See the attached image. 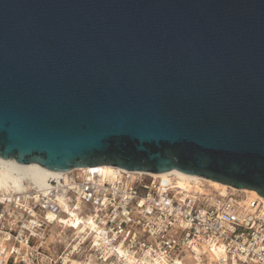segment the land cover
<instances>
[{"label": "water", "instance_id": "obj_1", "mask_svg": "<svg viewBox=\"0 0 264 264\" xmlns=\"http://www.w3.org/2000/svg\"><path fill=\"white\" fill-rule=\"evenodd\" d=\"M0 159L264 199V0H0Z\"/></svg>", "mask_w": 264, "mask_h": 264}, {"label": "built area", "instance_id": "obj_2", "mask_svg": "<svg viewBox=\"0 0 264 264\" xmlns=\"http://www.w3.org/2000/svg\"><path fill=\"white\" fill-rule=\"evenodd\" d=\"M171 178V177H170ZM77 236L60 244L72 223ZM56 231L58 233H56ZM53 257L55 259H53ZM264 264V204L165 178L73 169L38 189L0 192V264Z\"/></svg>", "mask_w": 264, "mask_h": 264}, {"label": "bare ground", "instance_id": "obj_3", "mask_svg": "<svg viewBox=\"0 0 264 264\" xmlns=\"http://www.w3.org/2000/svg\"><path fill=\"white\" fill-rule=\"evenodd\" d=\"M93 169H97L100 174L106 177H114V175H116L120 171V169L111 166H99L93 167ZM62 174L63 173H52L33 165L21 166L16 164L14 160L3 161L2 159H0V192L20 193L27 188V185L42 189L47 184L49 178H57ZM148 175L155 178L168 179V181L172 182V184L176 187L186 189L193 188L195 191L200 192H207L208 190H213L218 192L221 196H224L229 192H239L243 194L244 197H246L247 199H257L264 204V199L259 197L254 191L236 190L234 188L219 184L217 182H213L196 176L185 175L175 170L160 174L148 173ZM72 227V235L73 238H75V236H77L80 230V222L78 219L72 223ZM49 242L50 238H48L45 242L44 248L46 250H48ZM77 261L75 259H70L68 264H77ZM84 264L89 263L85 262Z\"/></svg>", "mask_w": 264, "mask_h": 264}, {"label": "rangeland", "instance_id": "obj_4", "mask_svg": "<svg viewBox=\"0 0 264 264\" xmlns=\"http://www.w3.org/2000/svg\"><path fill=\"white\" fill-rule=\"evenodd\" d=\"M234 193H237L240 196L242 195L239 192H234ZM74 229H75V227H74ZM56 233H58V232L56 231ZM72 234H73L72 230H71V234H70V231H65L64 235L60 234V233L56 234V237L57 236L60 237V235H61V238L59 239L60 240V244H56V245H54V243L51 244V242H53V240H54L55 235L54 234H50L49 237H48V238H50L48 250L45 249L46 253L48 255H50V256L51 255L55 256L56 254H59L60 251H62L63 248L70 242V240L73 239V235ZM47 239H46V241H47ZM53 259H55V258L53 257ZM75 260L77 261V259H75ZM77 264H82V262H80L78 260Z\"/></svg>", "mask_w": 264, "mask_h": 264}]
</instances>
